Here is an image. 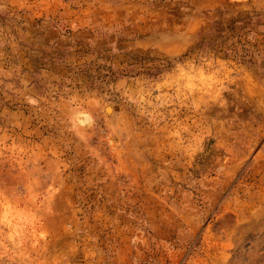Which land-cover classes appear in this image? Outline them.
<instances>
[{"label":"rangeland","instance_id":"1","mask_svg":"<svg viewBox=\"0 0 264 264\" xmlns=\"http://www.w3.org/2000/svg\"><path fill=\"white\" fill-rule=\"evenodd\" d=\"M0 264H264V0H0Z\"/></svg>","mask_w":264,"mask_h":264},{"label":"trees","instance_id":"2","mask_svg":"<svg viewBox=\"0 0 264 264\" xmlns=\"http://www.w3.org/2000/svg\"><path fill=\"white\" fill-rule=\"evenodd\" d=\"M235 22H237V21L236 20L230 21V26L232 27L235 24ZM243 27L244 26H239V29H243ZM221 32H222V29H221ZM239 36H240V34L238 35V34H233L232 33L228 37L234 38V37H239ZM218 38H220V40L218 42V45H220V50H217V51H222L223 52V54H222L223 57H226L228 55H236V56H238V58L241 61L246 62L249 65H255V62L252 60L251 52L248 49H246V48H244L242 46L243 43H240L239 41L235 40L234 42L225 44L226 38H224L222 35L218 36ZM214 42H215V39H211L210 41L204 40V46L210 45L211 47H213V46H215ZM235 44H239L240 45L239 49H237L235 47ZM261 66H263V64L259 63L258 67L260 68Z\"/></svg>","mask_w":264,"mask_h":264}]
</instances>
